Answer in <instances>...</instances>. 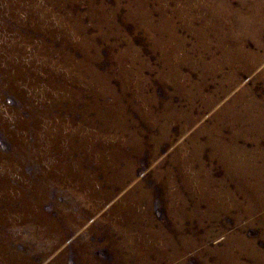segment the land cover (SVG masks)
<instances>
[{
  "label": "rangeland",
  "instance_id": "374dc122",
  "mask_svg": "<svg viewBox=\"0 0 264 264\" xmlns=\"http://www.w3.org/2000/svg\"><path fill=\"white\" fill-rule=\"evenodd\" d=\"M0 264H264V0H0Z\"/></svg>",
  "mask_w": 264,
  "mask_h": 264
}]
</instances>
